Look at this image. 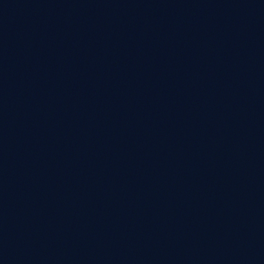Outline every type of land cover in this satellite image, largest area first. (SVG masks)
I'll list each match as a JSON object with an SVG mask.
<instances>
[{"label":"water","instance_id":"1","mask_svg":"<svg viewBox=\"0 0 264 264\" xmlns=\"http://www.w3.org/2000/svg\"><path fill=\"white\" fill-rule=\"evenodd\" d=\"M0 264H264V0H0Z\"/></svg>","mask_w":264,"mask_h":264}]
</instances>
